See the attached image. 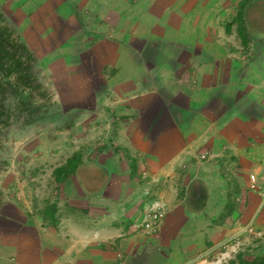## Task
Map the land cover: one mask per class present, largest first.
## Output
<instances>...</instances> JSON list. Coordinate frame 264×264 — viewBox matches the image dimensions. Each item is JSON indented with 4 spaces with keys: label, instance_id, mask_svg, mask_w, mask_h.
Returning <instances> with one entry per match:
<instances>
[{
    "label": "crops",
    "instance_id": "crops-1",
    "mask_svg": "<svg viewBox=\"0 0 264 264\" xmlns=\"http://www.w3.org/2000/svg\"><path fill=\"white\" fill-rule=\"evenodd\" d=\"M0 6L15 16L12 26L33 35L36 52L49 47L63 67L74 60L70 73L86 79L92 100H105L131 123L120 134L138 141L132 154L143 157L137 170L146 177L138 186L115 185L122 187L115 197L90 196L86 206L104 207L82 224L68 217L44 227L0 215V264H188L243 230L261 199L235 180L234 164L249 162V176L264 169V0L243 8L247 52L238 61L230 60L227 38L194 36L192 26L167 19L154 0ZM255 41L260 47L252 56ZM82 56L88 69L80 67ZM148 211L161 214L152 234L139 229Z\"/></svg>",
    "mask_w": 264,
    "mask_h": 264
},
{
    "label": "rangeland",
    "instance_id": "rangeland-1",
    "mask_svg": "<svg viewBox=\"0 0 264 264\" xmlns=\"http://www.w3.org/2000/svg\"><path fill=\"white\" fill-rule=\"evenodd\" d=\"M250 1L154 0L156 7L166 9L167 19L192 26L194 36L204 41L219 38L225 42L227 38L230 52L235 55L230 56L231 61L240 60L237 54L241 57L247 52L248 39L242 27V16L243 8ZM0 16L35 56L37 80L48 96L39 103L40 112L34 122L22 125L20 120H15L2 137L0 215H19L32 225L44 227H56L68 217L75 224H82L84 217L97 216L104 207V203L100 205L98 202L86 206L90 196L107 194L115 197V191L122 189L115 185L130 187L134 183L138 186L146 179L144 173L137 170L143 157L132 154L131 148L138 141L120 134V127L127 131L131 123H125L124 116L102 104L105 100L101 103L92 100L90 92L83 88L86 79L70 73L74 60L64 61L63 67L52 59L49 47L46 52H36L34 49L40 45L35 43L33 35L11 25L18 24L15 16L10 15L14 19L10 18L3 13L1 6ZM27 40L32 42L28 44ZM86 45L90 47L92 44ZM259 47V41L251 43L252 56ZM79 60L83 63L80 67L89 68L85 56ZM149 62L159 61L155 58ZM208 159L207 154L199 157L201 163ZM234 165L235 180L239 178L250 191H256L250 187L249 162L241 167L237 163ZM109 187L110 192H106ZM143 195L147 196V193L143 192ZM110 202L113 200H107ZM256 207L239 234L212 252L198 255L188 264H239L263 255L264 201L259 200ZM149 213L144 215L139 229L142 230Z\"/></svg>",
    "mask_w": 264,
    "mask_h": 264
},
{
    "label": "trees",
    "instance_id": "trees-1",
    "mask_svg": "<svg viewBox=\"0 0 264 264\" xmlns=\"http://www.w3.org/2000/svg\"><path fill=\"white\" fill-rule=\"evenodd\" d=\"M35 67V56L0 16V146L13 121L31 124L40 112L39 103L48 98ZM239 264H264V253Z\"/></svg>",
    "mask_w": 264,
    "mask_h": 264
},
{
    "label": "built area",
    "instance_id": "built-area-1",
    "mask_svg": "<svg viewBox=\"0 0 264 264\" xmlns=\"http://www.w3.org/2000/svg\"><path fill=\"white\" fill-rule=\"evenodd\" d=\"M259 181H261L260 186H258ZM249 182H250L251 189L258 191L261 199L264 201V169L261 175L257 173L251 174L249 176ZM160 219H161L160 213L156 211L150 212L142 224V230L146 234L154 233L159 226Z\"/></svg>",
    "mask_w": 264,
    "mask_h": 264
}]
</instances>
